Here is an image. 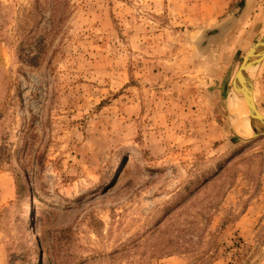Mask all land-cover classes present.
I'll return each mask as SVG.
<instances>
[{"label":"rangeland","instance_id":"1","mask_svg":"<svg viewBox=\"0 0 264 264\" xmlns=\"http://www.w3.org/2000/svg\"><path fill=\"white\" fill-rule=\"evenodd\" d=\"M224 1L0 0V264H264V137L225 115L264 0Z\"/></svg>","mask_w":264,"mask_h":264},{"label":"water","instance_id":"2","mask_svg":"<svg viewBox=\"0 0 264 264\" xmlns=\"http://www.w3.org/2000/svg\"><path fill=\"white\" fill-rule=\"evenodd\" d=\"M264 60V34L260 40L249 49L245 55L242 69L232 80L225 97V115L231 130L240 138L264 137V117L257 110L253 102V90L258 78L261 64ZM251 74V75H250ZM250 75V78H249ZM245 90L247 113L252 120L251 123H244L235 119L231 110V97L236 91Z\"/></svg>","mask_w":264,"mask_h":264},{"label":"bare ground","instance_id":"3","mask_svg":"<svg viewBox=\"0 0 264 264\" xmlns=\"http://www.w3.org/2000/svg\"><path fill=\"white\" fill-rule=\"evenodd\" d=\"M250 75H249V78H250ZM245 90L246 89L241 90L240 92L236 91L233 94V96L231 97L230 106H231V110L233 112V116H235L236 120L244 122V123H251L252 120L250 119V117L247 113L246 106H245V103H246V105L248 107V104L246 102ZM255 106H256V104H255ZM257 110H258V108H257ZM33 206H34L33 200L31 199L29 202H27L26 207H25L24 214L27 218L35 216Z\"/></svg>","mask_w":264,"mask_h":264},{"label":"crops","instance_id":"4","mask_svg":"<svg viewBox=\"0 0 264 264\" xmlns=\"http://www.w3.org/2000/svg\"><path fill=\"white\" fill-rule=\"evenodd\" d=\"M235 2H236V0H227V2L224 1V3H226L227 6H232V7L234 6ZM228 19H229V17L227 19L222 18L221 22H217L216 21V23H214V25H212V28L221 26L224 22H226V20L228 21ZM239 19H237L236 22H234V23L231 22V25L234 26V31H230V33H228V35L230 34V36H232L231 32H235L234 34H236V37H235L236 38V43L246 41L245 36H244V31H245V29H246L245 27L247 25H246V22L242 23V21H240ZM235 26H237L238 28L235 29ZM223 40H225V37L221 36V38L216 43H214L213 45H210L209 47L210 48L213 47V46L217 47V45L220 46L219 44H222L220 42H223ZM230 42H232V40ZM213 48H211V49H213ZM229 63H228L229 64L228 67H230V68L228 70H231V66H232L233 62H229Z\"/></svg>","mask_w":264,"mask_h":264}]
</instances>
